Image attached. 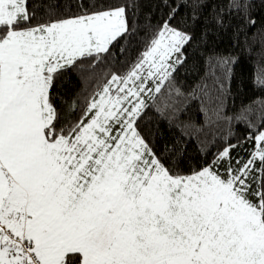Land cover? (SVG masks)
Segmentation results:
<instances>
[{
	"label": "snow or ice",
	"instance_id": "snow-or-ice-1",
	"mask_svg": "<svg viewBox=\"0 0 264 264\" xmlns=\"http://www.w3.org/2000/svg\"><path fill=\"white\" fill-rule=\"evenodd\" d=\"M140 7L0 0V264H264V99L226 114L230 56L177 80L251 0H160L156 23ZM73 75L90 88L66 91Z\"/></svg>",
	"mask_w": 264,
	"mask_h": 264
},
{
	"label": "trees",
	"instance_id": "trees-1",
	"mask_svg": "<svg viewBox=\"0 0 264 264\" xmlns=\"http://www.w3.org/2000/svg\"><path fill=\"white\" fill-rule=\"evenodd\" d=\"M140 9L145 17L152 19L153 23L158 22L164 15V9L158 8L160 0H139ZM187 9L184 10L187 14ZM212 11H215L213 6ZM243 18V19H242ZM248 18L255 20L251 25L247 22ZM208 21L205 20V23ZM212 33L211 40L206 43L197 42L188 47L185 56V64L178 70L177 80L180 85L191 87L199 82V78L207 70L209 58L212 56H230L235 60V64L230 72L228 81V91L224 98L225 112L228 116L238 113L243 106L250 105L253 101L264 99V87H261L256 80L260 65L264 64V0H251V8L247 13H240L232 10L227 15L226 23L220 28L206 29ZM65 90L81 91L89 89L90 84L85 81L81 85L80 81L73 75L65 80ZM190 117L195 115V108L188 114ZM145 124L147 131H150L155 139H171L175 135L170 133L153 113H149ZM228 126L225 125L223 132L225 138L228 134ZM231 132L236 136L247 134L242 124L233 122ZM189 156L194 157L195 151L189 149Z\"/></svg>",
	"mask_w": 264,
	"mask_h": 264
}]
</instances>
